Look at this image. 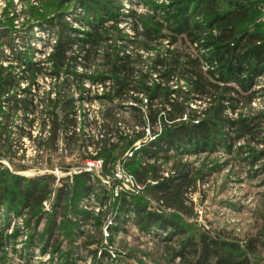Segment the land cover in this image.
Wrapping results in <instances>:
<instances>
[{"label": "trees", "instance_id": "trees-1", "mask_svg": "<svg viewBox=\"0 0 264 264\" xmlns=\"http://www.w3.org/2000/svg\"><path fill=\"white\" fill-rule=\"evenodd\" d=\"M51 1L57 3L48 2L44 12L30 11L34 25H47L45 46L50 52L36 62L18 57L22 74L14 70L13 60L0 66V110L1 105L8 107V122L23 112L27 125L19 139L28 138L36 152L57 151L61 144L70 154L86 151L91 160L103 158L104 167L115 161L121 142H140L125 164L150 197L177 213L151 210L128 194L121 199V211L134 212L146 228L168 233L161 240L173 264H257L264 250V229L249 237L243 248L204 230L189 234L180 214H195L196 177L181 161L172 166L175 175L165 176L167 170L159 161L161 153L183 147L215 150L224 143L227 151L235 147L237 153H247L244 160L252 167L264 159V111L237 113L240 106L254 102L255 79L264 75V28H249L264 0H169L148 6L144 13L126 12L119 0ZM71 3L76 12L85 9L90 19L82 22L83 14L68 15L63 6ZM6 15L11 19L15 13L5 11L2 16ZM69 16L81 28L70 24ZM127 26L133 34L125 33ZM4 28L16 29L6 24ZM39 76L56 81L40 98L32 91ZM85 79L106 89L96 96L106 104L101 122L88 121L98 129L90 136L79 126L86 125L81 104L92 99ZM25 82L28 85L21 86ZM125 111L130 112L128 118L121 115ZM40 117L46 134L38 137L32 129ZM159 125L163 133L145 142L146 131L156 133ZM8 126L6 140L12 145ZM144 157L149 161L142 162ZM78 177L85 182L80 194L90 195L94 177L89 171ZM50 189L37 178L11 174L0 190V204L41 215ZM58 191L55 206L61 207L72 190L64 185Z\"/></svg>", "mask_w": 264, "mask_h": 264}, {"label": "rangeland", "instance_id": "rangeland-1", "mask_svg": "<svg viewBox=\"0 0 264 264\" xmlns=\"http://www.w3.org/2000/svg\"><path fill=\"white\" fill-rule=\"evenodd\" d=\"M48 2L57 3L51 0H0V25L3 24L0 26V66L13 60L14 70L20 73L23 66L17 64L18 57L36 62L50 52L45 46L48 42L47 25H34L30 15V11L39 12V8L40 12H44ZM168 2L119 0L117 4H122L126 12L144 13L148 6ZM260 6L262 12L249 24L251 29L258 26L264 28V2ZM63 9L68 15L83 14L82 22L90 19L89 15L85 16V9L80 8L76 12L73 3L65 4ZM5 11H13L14 17L2 16ZM66 20L75 28H81L71 16ZM4 24L16 29L3 31ZM125 33L133 34L134 31L127 26ZM57 35L56 30L52 42ZM9 41H12V46ZM158 81L157 77L153 78V82ZM36 82L32 91L38 98L56 83L47 76L37 77ZM83 82L84 86L89 84V88L86 86L90 90L87 97L92 99L81 104V120L86 125L79 126L90 136L97 134L98 129L94 124L87 125L88 121L98 119L101 122V112L106 104L96 96L106 92V89L92 85L87 79ZM27 85L25 82L21 86ZM253 88L257 91L254 102L250 107L240 106L237 113L264 111V75L255 79ZM0 111V131L5 134L0 140V190L3 184L11 181V174L26 180L37 178L51 186L50 198L44 203L41 215L0 204V264H173L165 255V242L161 240L168 233L158 227L146 228L138 222L134 212L120 209L121 199L128 194L134 201L146 202L151 210L175 212L165 209L150 197L145 186L132 185L122 177L133 176L125 161L128 154L135 151L138 142H121L120 148L114 152L115 161L106 167L103 158L91 160L86 151L70 154L63 144L57 151L36 152L35 145L28 138L19 139L20 130L27 127L21 119L23 112L17 113L8 122V107L3 109L1 105ZM121 115L128 118L130 112H121ZM232 117H237V114ZM41 120L42 117L38 118L32 129L38 137L46 134L42 131ZM7 126L13 138L12 145L6 140ZM162 128L159 125L156 133L146 131L145 142L163 133ZM224 144L218 145L215 150L183 147L161 153L160 156L168 158L162 157L159 164L167 170L165 176H172L175 175L172 171L174 163H187L191 174L196 177L197 190L192 195L195 214L185 216L179 213L180 223L188 233L204 230L243 248L249 237L264 229V159L252 167L244 160L247 153L239 154L235 147L227 151ZM141 160L149 161L146 157ZM91 163L95 164L91 166ZM87 170H90L95 184L92 193L84 196L80 194V188L85 182L78 176ZM64 185L72 190V196L62 202L61 207H56L58 189ZM259 256L257 264H264V250Z\"/></svg>", "mask_w": 264, "mask_h": 264}, {"label": "built area", "instance_id": "built-area-1", "mask_svg": "<svg viewBox=\"0 0 264 264\" xmlns=\"http://www.w3.org/2000/svg\"><path fill=\"white\" fill-rule=\"evenodd\" d=\"M87 87H89V84L88 85H86ZM77 97H78V94L76 95ZM140 142H138L137 143V148L135 149V151H137V150H139L140 149V144H139ZM134 151V152H135ZM134 152H130L129 154H128V157H132L133 155H134ZM99 163H100V161H99ZM95 163H91L90 165L91 166H93ZM87 171H90V170H87ZM128 183H130V184H132V185H135V184H137V185H139L137 182H136V180L134 179V177L133 176H122Z\"/></svg>", "mask_w": 264, "mask_h": 264}]
</instances>
